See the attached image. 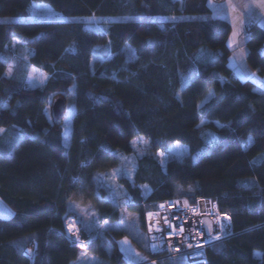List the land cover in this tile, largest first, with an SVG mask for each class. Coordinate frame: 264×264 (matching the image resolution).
Here are the masks:
<instances>
[{
  "label": "trees",
  "instance_id": "obj_1",
  "mask_svg": "<svg viewBox=\"0 0 264 264\" xmlns=\"http://www.w3.org/2000/svg\"><path fill=\"white\" fill-rule=\"evenodd\" d=\"M208 1L0 0V19L28 17L33 2L66 17L127 18L109 21L105 31L85 22H0V199L14 211L0 216V264H71L83 251L128 264L118 246L127 233L108 231L110 251L69 204L91 203L101 224L115 221L118 209L98 175L131 154L137 137L154 153L175 143L189 149L165 169L153 157L141 159L137 186L121 179L131 195L128 209L141 214L142 224L144 209L160 201L185 198L194 208L210 200L219 215L230 216L232 233L210 244L206 262L197 264H264V159L257 161L264 154V93L235 77L230 25L211 18ZM248 30L247 62L264 76V30L255 23ZM17 38L30 50V64L49 75L43 87L6 76ZM97 46L109 56L104 52L105 61L92 68ZM201 50L215 52L216 61L199 60ZM60 98L76 107L67 144L52 109ZM208 132L217 137L212 145ZM145 184L147 198L138 186ZM70 217L78 240L68 231Z\"/></svg>",
  "mask_w": 264,
  "mask_h": 264
},
{
  "label": "rangeland",
  "instance_id": "obj_2",
  "mask_svg": "<svg viewBox=\"0 0 264 264\" xmlns=\"http://www.w3.org/2000/svg\"><path fill=\"white\" fill-rule=\"evenodd\" d=\"M130 19V18H129ZM137 19V18H133ZM127 18L121 17H108L105 19H99L96 17H66L62 13L54 10L49 4L33 2L29 9V15L25 18H2L0 22L6 23H21V22H85L90 29L105 31V25L110 21H125ZM157 20V18L152 19ZM91 59V67L94 68L96 64L105 61V55L109 56V49H105L102 46L95 47ZM10 50L9 66L6 72L8 78L22 77L25 81V86L28 88L43 87L48 79L49 75L41 69L32 66L29 62L31 52L27 49L24 41L21 39H14ZM133 58V55H130ZM198 59L205 63H214L217 59L215 52L210 50H201ZM211 96V94H210ZM206 97L201 104H204L209 97ZM76 112L75 103L70 98L66 105V112L62 119L64 142L67 144L70 140L72 133L73 117ZM207 144L212 145L217 141L216 135L211 132L206 134ZM207 152V151H206ZM205 151L192 156L193 161H197ZM189 156V149L187 146L175 143L172 145L166 153L152 152L150 150V143L144 137H137L132 140V153L129 155L122 154L119 165L101 175H98L99 184L108 191V198L116 205L118 209L119 217L110 223L101 224L98 220V212L95 206L91 203L82 205L76 202H70L69 208L74 209L78 219L83 226V229L92 237L100 236L104 245L110 251L113 249L111 242L108 239V231L111 229L122 230L127 233V236L118 240L119 249L123 250V257L126 261L132 263L134 261L142 264H159L153 260L144 250L146 246V237L144 227L142 224L141 214L137 211L128 209L131 202V195L126 187V184L121 182V179L125 178L130 181L132 186H137L135 176L139 167L140 160L145 157H153L158 163L165 169L167 162L170 159H182ZM264 159V154L258 158V162ZM141 187L144 198L151 192V188L145 185H138ZM146 186V187H145ZM180 208L178 211V218L181 226H183V232L186 227H196L198 229V236H210L218 239V234L221 231L220 228V216L216 211L215 205L211 204V207L204 206L205 212L197 214V211L191 207L194 211H187L188 202L185 198L180 199ZM186 208V209H185ZM191 210V209H190ZM77 224V222H76ZM78 226V225H77ZM185 227V228H184ZM72 232L74 239L78 240L80 234V228L76 229L74 226ZM115 237V236H113ZM209 239L208 237H206ZM147 248V247H146ZM122 254V253H121ZM138 258H140L138 260ZM71 264H115L111 261L105 260L93 254H89L85 251L81 252L78 259Z\"/></svg>",
  "mask_w": 264,
  "mask_h": 264
},
{
  "label": "built area",
  "instance_id": "obj_3",
  "mask_svg": "<svg viewBox=\"0 0 264 264\" xmlns=\"http://www.w3.org/2000/svg\"><path fill=\"white\" fill-rule=\"evenodd\" d=\"M212 1L218 2L220 0ZM250 35L251 31L247 29L245 36L249 37ZM161 205L164 207H161ZM180 208L184 209L180 205V200L169 199L156 203L153 208L146 207L144 209L143 224L147 251L150 257L159 264H175L178 261H185L190 264L205 263L207 260V247L210 244L222 241L232 233L231 218L229 215L220 216L221 231L218 234V239L214 237V234L199 237L198 229L193 226L186 227L184 232L180 231L183 228L178 218ZM194 209L197 214L202 213L200 206L194 207ZM186 210L189 212L194 211L190 205ZM149 213L153 214L151 221H149ZM74 226L79 229L75 218L70 217L67 227L70 233L75 232L72 230ZM157 228L160 231H157Z\"/></svg>",
  "mask_w": 264,
  "mask_h": 264
},
{
  "label": "crops",
  "instance_id": "obj_4",
  "mask_svg": "<svg viewBox=\"0 0 264 264\" xmlns=\"http://www.w3.org/2000/svg\"><path fill=\"white\" fill-rule=\"evenodd\" d=\"M208 6L211 18L224 20L230 25L231 31L227 40L231 51L229 66L235 77L240 81L252 82L258 92L264 93V76H260L247 62L248 37L245 36L248 27L254 23L264 30V0H209ZM2 132L3 130L0 134ZM13 215L14 211L0 199V216L10 218ZM119 250L123 255V250ZM127 263L142 264L136 261Z\"/></svg>",
  "mask_w": 264,
  "mask_h": 264
},
{
  "label": "water",
  "instance_id": "obj_5",
  "mask_svg": "<svg viewBox=\"0 0 264 264\" xmlns=\"http://www.w3.org/2000/svg\"><path fill=\"white\" fill-rule=\"evenodd\" d=\"M53 115H54V118L57 120V121H61L65 115V112H66V103L64 101V99L60 98V99H57L54 104H53ZM199 206L202 210V212L204 213L205 212V209H204V206L210 208L211 207V201L210 200H201L199 202Z\"/></svg>",
  "mask_w": 264,
  "mask_h": 264
},
{
  "label": "snow or ice",
  "instance_id": "obj_6",
  "mask_svg": "<svg viewBox=\"0 0 264 264\" xmlns=\"http://www.w3.org/2000/svg\"><path fill=\"white\" fill-rule=\"evenodd\" d=\"M145 187H146V186H145ZM161 207H164V206H163V205H161ZM152 215H153L152 213H149V214H148L149 221H151ZM70 230H71V229H70ZM156 230H157V231H160V229H159V228H157ZM150 231H151V226H150ZM180 231H181V232H183V228H181V229H180Z\"/></svg>",
  "mask_w": 264,
  "mask_h": 264
}]
</instances>
